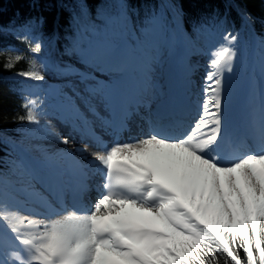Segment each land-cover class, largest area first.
Segmentation results:
<instances>
[{
    "label": "snow or ice",
    "instance_id": "1",
    "mask_svg": "<svg viewBox=\"0 0 264 264\" xmlns=\"http://www.w3.org/2000/svg\"><path fill=\"white\" fill-rule=\"evenodd\" d=\"M172 7L179 27L183 9L178 4ZM97 15L105 25L103 34L126 35L137 51H146L168 28L166 19L157 14L137 25L127 5H122L115 19L103 12ZM242 16L247 24L253 23L249 13ZM78 19L88 22L86 30L93 35L100 32L86 3H81ZM37 23L20 26L24 32L17 38L28 43L33 58L28 70L17 75L43 81V65L36 59L43 41L35 35L30 38ZM6 27L0 24V33ZM239 40L238 31H223L222 42L210 52L202 102L187 123L183 121L185 105L174 95L149 109L147 132L101 144V150L90 152L87 163L75 158V153H89L87 143L55 156L45 155V161H71L81 193L88 190L90 175H100L98 196L90 205L69 208L61 204L59 211L45 204L56 216L51 218L35 210L11 208L5 193L0 198V264H264V119L255 128L260 146L253 149L237 142L229 114L232 89L228 77L241 59ZM16 51L15 56H8L5 69L25 58ZM73 51L111 79L102 81L71 65L58 67L63 75L79 76L84 85L79 90L73 87V96L64 94L60 116L82 137L99 142L97 120L124 127L131 115L125 106L120 119L113 121L101 116L99 107L111 110L113 101L127 94L124 69L133 56L127 46L112 40L89 41L86 46L76 41ZM151 74L145 60L137 104L151 88ZM43 104L38 97L25 96L21 106L26 115L17 119L39 126ZM45 130L55 135L50 121ZM57 138L69 143L68 137ZM13 165L32 174L40 162L22 157Z\"/></svg>",
    "mask_w": 264,
    "mask_h": 264
},
{
    "label": "trees",
    "instance_id": "2",
    "mask_svg": "<svg viewBox=\"0 0 264 264\" xmlns=\"http://www.w3.org/2000/svg\"><path fill=\"white\" fill-rule=\"evenodd\" d=\"M82 2L88 5L91 21L100 30L98 34L87 31L88 22L78 19ZM173 4L183 9L178 28L192 38L198 48L202 44L217 47L225 29L240 33V50L251 51L256 39H264V0H0V24L7 26L0 33V198L11 189L9 182L27 179L25 170L13 165V161L20 160L17 147L24 141L42 140L46 135L42 124L37 126L17 119L26 115V109L21 106L25 96L32 95L44 101L40 117L53 115L49 95L33 90L30 79L17 75L21 70H28V61L33 58L27 50L28 43L17 38L24 32L20 26L38 21L30 38L35 35L42 39L43 50L36 59L45 61L55 52L57 56H71L75 53L73 44L76 41L86 46L89 41H102L106 37L115 39L112 32L103 34L105 25L98 12L115 19L122 11V5H127L133 21L142 25L153 14L166 20L174 19ZM243 12L254 18L253 23L244 21ZM151 47L152 44L146 51ZM16 50L25 58L14 68L5 69L8 56H15ZM7 138H10L9 142H5ZM6 199L11 205L7 195Z\"/></svg>",
    "mask_w": 264,
    "mask_h": 264
},
{
    "label": "bare ground",
    "instance_id": "3",
    "mask_svg": "<svg viewBox=\"0 0 264 264\" xmlns=\"http://www.w3.org/2000/svg\"><path fill=\"white\" fill-rule=\"evenodd\" d=\"M166 44V48L169 49L168 53L172 50V47L174 48V53H176L178 49H181L183 47L186 49V51H188V48L186 46L187 44L189 46V41L186 35L181 32L180 34L175 36L173 34H170V36L166 39ZM172 53L168 54L165 58L172 56ZM202 67L203 66L201 65L195 67L197 68L196 72L195 70H193L194 68H192V72H194V75H202ZM186 74L188 75V72ZM201 75L200 77H198L197 81H195L193 78L194 81H190L188 84L189 89L185 102V110L187 111V113L185 116H183V121L185 123L192 119V117L198 111V104L202 102V87L204 79ZM228 79L230 80L232 89V98L229 110L231 124L234 132H244L242 136H239V134L235 133L237 137V142H243L247 144L245 136L249 134H254V136H257L254 130L256 127H258L260 122L256 123L257 126L254 124V130H252L249 126L250 120L248 116L244 118V122L242 123H240L239 121H235L233 117L237 116L239 112H245L244 116L251 114L253 116V121H255L258 116H260L261 119H264V105H262V93H264V73H261L257 59L254 56L253 59H250L246 64H244L243 59H238L236 62L235 70L230 75V77H228ZM160 80L163 81V72H161ZM142 81L143 80H137V78H132L130 81L125 80V87L127 88V98L123 102L121 109H119L118 111L110 112V110L107 109L104 105H100L99 107L101 116L113 121H118L122 115L123 108L127 106L128 111L131 112V115L126 118V123L124 127H120L116 123H113L112 125H106L101 121L97 120L95 122L94 127L96 136L99 138L98 142L82 137L81 133L76 131L73 126L70 125L71 122L69 121L59 120L56 118H49L48 121L51 122L52 128L55 131V135L52 134V132H49L40 143H35L38 146V149L41 150L43 153H47V151H52L55 155H57L66 150L81 148L85 143H87L89 145V153H75V158L77 160L81 161V163H87L89 160H91L90 152L101 150V144L110 145L115 140L124 141L132 136L147 132V118L149 114V109L147 107L150 106L149 102L153 100H150L151 96H153L152 98H154L152 92L156 93L160 90V83L153 85V87L158 85L157 88L154 89V91H151L150 88L149 91L144 93L142 102L137 104L136 101L140 98V87L142 86ZM199 88L201 89V91H199ZM55 91L57 95H59L58 89H55ZM242 103H246L247 105L245 110L240 109ZM234 109L236 110L234 111ZM89 118L94 119L91 116ZM57 135L59 137H68L69 143H61L60 140L57 138ZM252 148L256 149L254 147ZM36 161L40 162V166L37 168L38 174L36 176V179L41 178V172L46 173L47 176L44 177V181L42 182L47 186V189H50L48 191L51 192V195H57V198L53 200L54 202L50 200H43L38 195L37 190L23 191L22 193L27 200L34 201L37 205H39V207H43V210L37 211L36 209V212H40L45 215H51L52 217L56 218L54 214L49 213L48 208L45 207V204L51 205V207L59 211L60 208L58 205L63 204V198H61L59 191L71 185L67 182L66 178L72 177V184H78L77 177L74 173L73 166L70 160L54 159L55 162H48L45 160L36 159ZM91 179H95L96 183L99 185L101 182V177L98 174L90 175L88 179V185L92 187L91 191H94V193L98 195V185H92ZM53 183L59 184L60 190H55L53 187H51ZM91 196L88 195L87 197V195H83L84 205H90L93 203V201L91 200ZM28 203L29 202H27V205H29ZM26 206L22 205L21 202H18L15 205L14 209H19L23 212H28L29 210H31L28 209ZM0 227H2V225H0Z\"/></svg>",
    "mask_w": 264,
    "mask_h": 264
},
{
    "label": "rangeland",
    "instance_id": "4",
    "mask_svg": "<svg viewBox=\"0 0 264 264\" xmlns=\"http://www.w3.org/2000/svg\"><path fill=\"white\" fill-rule=\"evenodd\" d=\"M168 22V28L166 29V34L162 36L160 35L159 37L156 38V40L154 41L153 45L151 48H149V51H146V54L149 56L148 57H143V51H139V54L135 55V62H133V64H137L135 66H137L139 68V66L141 67L142 70H138L137 68L133 71V77L137 78V80H143V63L146 60L147 64L151 67V77H150V82H151V91H154L155 88H157L158 85H156L155 87H153V85L157 84L158 82V74L159 72L165 68V72H168V68H169V61L168 64H166L167 59H169L170 57L165 58L168 54H171L172 52V56L174 54V48L172 47V50L168 53L169 49L166 48V45L163 47L160 43L161 40L163 41V36L166 37V39L169 37V35L172 33L174 36L180 34L181 32L183 34L186 35V37L188 38L189 41V46L187 44V48L188 51H186V49L184 48V51L182 53V56H185V60H181L179 66L181 67V76H180V81L183 82L184 79V73L186 72V70H190L189 72H191L193 75L188 76L186 79H191L192 81H197L198 77H200L199 74L194 75V72H192V68H194L193 70H197V68L199 65L203 66L202 67V78L204 79V76L206 74L207 71H209L208 68V61L211 59L210 56V52L215 48V47H205L204 44H202L199 48L198 46H196L195 42L192 40V38H190L183 30L179 29L176 26V23L174 21L173 18H169V20H166ZM170 33V34H169ZM177 44V43H176ZM128 46H130V44L128 43ZM137 47V46H136ZM192 47V48H191ZM258 49H264V46H262L261 41L259 40H255V45L253 46L251 51H246L244 49L240 50V55H241V59H243L244 64L248 63V61L250 59H253V57L255 56L257 59V62L259 64V68L262 67L263 65V60H264V54L260 53L258 51ZM130 51V50H129ZM133 52V50H131ZM137 51V50H136ZM137 61V62H136ZM38 63L42 64L43 66L40 67V72L42 75H44L45 79L43 81H35L30 79V82H33L34 86H33V90H41L42 92L47 94V90H50L51 93H53V95H56L54 90L58 89V93L61 96V98H63L64 94H67L68 96H73V87L79 89L83 88V84L81 83V80L79 78V76L76 75H63L61 74L57 69L58 67H63L64 65H71L73 66L75 69L79 70L80 73H91L93 75H95L97 78H100L102 81L108 82L109 81V75H105L107 76V78H103L101 77V75H99L100 73L97 72L93 67H91L90 65L86 64L81 57L74 53L71 56L70 55H60L57 56L56 52L54 53L53 57L50 60H41L38 61ZM264 72V70H263ZM194 78V80H193ZM91 82V81H89ZM143 82V81H142ZM199 87V86H198ZM197 87V88H198ZM54 89V90H52ZM199 91H201V89L199 88ZM153 95H156L157 92H152ZM51 95V94H50ZM153 97V96H151ZM50 99L51 101V111L53 113V115L50 116H46V117H40V124H42L43 126H47V122L49 118H56L59 120H63L60 116V112L58 110L59 107V103L58 101L55 100L54 96L51 95ZM63 101V99L61 100V102ZM72 126V123L70 124ZM49 133V131H46V135ZM44 137V138H45ZM43 138V139H44ZM42 139V140H43ZM42 140L36 141V140H29V141H24L23 143H21V146L18 148V153L21 157H27L33 161H36V159L39 160H44L45 155H49V156H55V154L52 151H47V153H43L41 150L38 149V146L35 143H40ZM33 157V158H32ZM48 162H55L54 159L50 160ZM38 173L35 174H30L29 177L27 178L28 180L26 181V185H22V184H12V186L14 188H16L17 190H19L20 192L23 191H33L36 190V181H44V177L47 176L46 173L41 172V178L40 179H36ZM90 196L92 195V201L94 203L95 199L97 198L98 195H96V193L94 192H89ZM11 197H15L16 200H21L22 202H24V199L17 195V196H11ZM24 204H26V202H24ZM11 208H14L15 205H9ZM51 218H55L52 217Z\"/></svg>",
    "mask_w": 264,
    "mask_h": 264
}]
</instances>
